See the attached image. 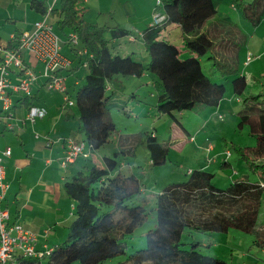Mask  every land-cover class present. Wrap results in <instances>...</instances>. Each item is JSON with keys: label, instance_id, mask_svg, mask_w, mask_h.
<instances>
[{"label": "trees", "instance_id": "16d2710c", "mask_svg": "<svg viewBox=\"0 0 264 264\" xmlns=\"http://www.w3.org/2000/svg\"><path fill=\"white\" fill-rule=\"evenodd\" d=\"M227 1L249 25L256 27L261 23L264 0ZM56 2L57 6L51 9L46 0H31L29 6L41 16L55 15V29L63 41L69 33H75L79 47L91 55L81 57L77 54L79 47L71 49L76 51V66L87 62L82 67L83 82L70 99L80 121L77 131L82 137L76 139L83 140L89 151L111 142L116 131L107 107L110 95H106L114 75L149 74L156 91V112L171 118L174 112L198 106L216 107L224 98L227 87L202 73L201 60L210 66L208 73L213 77H230L229 86L237 97L246 89L240 53L249 37L238 24L218 13L216 0H160L159 4L155 3L152 16L158 12L164 19L136 34L119 24L99 25L86 20L77 8L78 0ZM171 24L177 26L184 50L190 54L185 58H180L181 51L166 36ZM123 38L129 42L141 41L148 61L143 63L132 54H115L111 44ZM249 59L247 56L246 63ZM67 75L68 70L63 73L65 85ZM171 76L174 84L167 89L165 81ZM261 80L264 84V77ZM42 81L45 85V80ZM261 95H251L243 102L258 104ZM14 102L12 108L18 104L29 110L36 98L30 93L14 97ZM252 112H240L237 127L247 126L255 143L233 150L247 170L256 175L254 182L238 179L219 188L212 182L214 172L201 168L189 170L186 180L169 183L155 195L156 223L144 234V246L128 252L131 245L128 237L147 215L144 207L127 203L140 194V180L134 174L120 171L116 153L103 157L99 163L84 159L85 163L62 186L74 206V218L63 240L52 247L47 257L18 256L17 264H104L119 256L123 259L112 264H229L202 253L201 247L208 245L198 241L186 243L182 239L194 233L227 235L231 231L252 236V245L263 251L264 216L260 218V215L264 189V108ZM144 143L152 165L166 162L169 147L159 142L155 133H146ZM229 166L226 159L219 165L222 169Z\"/></svg>", "mask_w": 264, "mask_h": 264}, {"label": "rangeland", "instance_id": "374dc122", "mask_svg": "<svg viewBox=\"0 0 264 264\" xmlns=\"http://www.w3.org/2000/svg\"><path fill=\"white\" fill-rule=\"evenodd\" d=\"M52 2L53 0H50L49 4ZM155 3L156 0H78L77 8L88 21L108 26L119 24L131 29L136 34L146 26L145 20L149 17ZM29 4L30 0H0V40L2 42H6L10 34H16L19 30L27 28L35 20L43 18L34 12ZM229 5L231 4L227 0H218V13L230 22L244 23L245 21L239 12L229 8ZM54 6H57V2ZM235 11L238 13L237 15H234ZM7 18H10V21ZM56 18L55 15L48 14L46 22L55 25ZM245 23L252 29L250 30L252 33L255 28L247 22ZM262 23L259 30H255L259 35L264 33V17ZM243 31L249 37V33ZM173 35H176L175 32ZM171 41L181 51L180 58L190 55L184 50L183 41L180 38ZM111 45H114L112 51L115 54H132L133 57L143 63L148 61L147 54L139 40L129 42L123 38ZM79 49L81 48L79 47ZM72 52L77 56L76 51L72 50ZM74 62L76 63V59ZM199 66L202 68L203 74L216 80V82H222L227 87L224 103L220 109V117L215 115L211 120L204 119V115L199 114L197 107L192 110L174 112V118L168 115L159 116L154 107L156 91L149 74H143L140 77L114 75L110 80L111 90L106 93V95H110L107 107L109 116L116 125V131L111 136V142L99 148V151L100 153L105 152L103 149L106 148L112 156L116 153V159L120 166L126 165L127 167L122 171L123 174H130L129 166H135L132 174L139 178L141 192L127 203L130 206L140 205L147 211L145 220L136 227L127 239V242L131 244L128 252L144 246V234L156 223L154 214L155 195L169 183L186 180L189 170L204 167L202 169L214 172L212 182L219 188L227 187L233 180L243 179L254 182L257 179L256 175L247 170L244 162L237 157L233 150V147L252 146L255 143V139L248 134V127L238 128L237 123L240 112L242 113L244 110L252 112V110L256 111L257 108H264V84L259 76L253 73V77L249 75V72L256 66L252 65L246 70L247 86L239 97L233 93L232 87L229 86L230 77L222 79L217 76L213 77L211 73H208L210 66L204 60L200 61ZM245 67L247 66H243V68ZM73 79L75 78L72 77L69 81L72 82ZM77 80L82 81L83 78L81 80L77 78ZM165 83L167 89H171L174 84L173 76ZM66 85L68 87L67 95L73 99L75 90L71 83L68 84L66 81ZM52 92H54L52 93L54 104L61 102L60 98L62 104L65 103L63 93ZM256 94H262L258 104L243 102V99ZM48 95L43 93L45 99ZM46 105H48L47 102ZM207 108L215 109L214 107ZM146 133H155L157 140L169 147L167 160L164 164L152 165L150 163L144 143ZM223 156L225 158H222ZM80 159L84 160L83 158ZM223 159L230 163V166L225 169L219 167ZM211 162L213 163L210 164ZM261 206L260 218H263L264 189ZM182 241L186 243L198 241L202 245H208L207 248L201 247L202 253L223 259L229 264H264V250H259L252 245V236L239 231H231L227 235L194 233L190 237L183 236ZM121 259L123 257L119 256L111 261H106L104 264L116 263Z\"/></svg>", "mask_w": 264, "mask_h": 264}, {"label": "crops", "instance_id": "0c3cea01", "mask_svg": "<svg viewBox=\"0 0 264 264\" xmlns=\"http://www.w3.org/2000/svg\"><path fill=\"white\" fill-rule=\"evenodd\" d=\"M49 2L50 0L46 1L48 5ZM154 8L155 6L153 9L151 8L149 17L147 15L146 26L151 24ZM229 8L235 9L232 5H229ZM237 14V12L234 13V15ZM12 15H14V12H12ZM234 18L236 19V17ZM7 20L10 21V18H7ZM34 22L30 23L27 28L19 30L18 33L29 30ZM237 24L249 33L247 45L240 53L241 73L245 75L246 70L254 65L256 66L254 67L256 72H254V69L251 70L249 72L250 77L256 75L262 79L264 77V33L259 35L255 30H259L263 23L261 21L258 26L254 27L255 30L252 33L250 32L252 29L245 22ZM173 32H175V36ZM165 33L167 37H170L169 40L179 38V31L175 24H171ZM13 35L10 34L6 42L0 40V43L9 46L10 43L8 44V42L11 41ZM71 49L63 41L62 53L72 61L71 66L67 69L66 81L68 84L71 83L73 89L76 90L83 82V80L79 81L77 78L80 80L83 78L84 70L82 66L75 65L74 59H77V57ZM247 56H250V59L246 63ZM25 58L34 70H40L41 65L36 63L33 57L25 54ZM243 66L247 67L243 68ZM72 77L75 79L70 82L69 80ZM253 79L255 80V77ZM44 92L49 94L46 99L43 96ZM31 93L36 98L33 106L45 108L46 115L44 117H38L34 122H30L26 118L28 110L24 106L17 104L12 108L15 104L14 97L22 96L19 94L12 98L9 112H1L0 152L6 148L11 150L9 157H3L6 172L5 180L8 184L3 204L10 213L11 221L20 223L25 229L36 235L37 248H41L42 245L54 247L63 240L66 229L74 217V206L63 192L62 186L72 173L80 169L85 160L80 159L83 158L80 157L76 162L65 167H62L60 162L65 152L64 140L69 137L77 139L82 137L81 133L77 131L80 121L74 105L62 104L61 98V102L53 103L52 93L54 92L44 85L42 79H38L34 83ZM223 100L224 98L214 107L215 109L198 106L199 114L204 115V119L209 120L215 115L220 117ZM46 102L49 106L46 105ZM117 147L119 148V146ZM103 150L105 152L102 151V153L99 149L90 151V153L88 152L89 157L83 159L90 158L99 163L103 157L112 156L109 154L108 149L104 148ZM222 158H225V156ZM126 168V165H124L123 167L120 166L119 169L123 171ZM133 168H135L134 165L129 166L130 174L134 171Z\"/></svg>", "mask_w": 264, "mask_h": 264}, {"label": "built area", "instance_id": "2783aa9c", "mask_svg": "<svg viewBox=\"0 0 264 264\" xmlns=\"http://www.w3.org/2000/svg\"><path fill=\"white\" fill-rule=\"evenodd\" d=\"M56 0L49 4V9L55 5ZM159 4L160 0H156ZM48 15V14H47ZM47 15L36 20L29 30L20 32L18 36H11L9 46L0 43V118L1 112H9L12 98L15 95H29L33 83L42 78L49 90L64 94L67 106L74 102L67 95V87L63 76L72 64V61L63 55V39L56 32L55 26L46 22ZM164 19L161 13H154L152 25H156ZM64 42L70 47H78L79 40L75 33H69ZM25 54L33 57L34 61L41 65L40 70L35 71ZM77 54L84 57L88 54L86 49H79ZM80 66L85 68L86 61ZM46 110L43 107L32 106L29 108L26 118L34 122L38 117H44ZM35 135V134H34ZM65 152L60 164L65 167L77 161L78 158L89 157L86 144L83 140L69 137L64 140ZM9 148L0 152V264H17V257L42 259L47 257L52 247L42 245L36 247L37 238L34 233L25 229L20 223L11 221L10 213L3 204L8 184L6 182L3 157H9Z\"/></svg>", "mask_w": 264, "mask_h": 264}]
</instances>
